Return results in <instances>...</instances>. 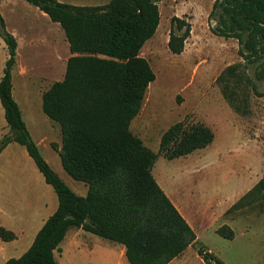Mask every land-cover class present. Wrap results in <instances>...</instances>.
Masks as SVG:
<instances>
[{
	"label": "trees",
	"instance_id": "16d2710c",
	"mask_svg": "<svg viewBox=\"0 0 264 264\" xmlns=\"http://www.w3.org/2000/svg\"><path fill=\"white\" fill-rule=\"evenodd\" d=\"M159 1L109 0L103 5H74L25 0L62 27L72 53L65 63L63 79L41 93V108L60 127L61 145L57 150L61 165L71 177L86 183L85 196L67 187L29 137L11 94L16 40L5 29L0 13V37L8 49L0 78V104L9 128L0 140V151L10 142L23 145L58 199L56 210L28 249L4 264H59L54 250L68 229L75 226L124 245L130 264H167L197 242L192 228L152 175L157 154L129 128L149 83L155 79L149 62L139 53L158 27ZM208 20L215 23L210 25L213 34L237 40L243 59H259L264 64V0H213ZM189 34L190 23L173 16L169 51L180 54ZM234 67L227 66L216 80L224 82L223 95L239 111L232 94L226 91ZM213 137L204 124L184 128L177 122L161 135L159 151L168 159L184 156L204 148ZM256 187L264 192V175ZM246 195L230 210L237 208ZM216 232L233 237L226 225ZM0 238L12 240L15 234L0 226ZM197 252L206 264H223L202 247Z\"/></svg>",
	"mask_w": 264,
	"mask_h": 264
},
{
	"label": "rangeland",
	"instance_id": "374dc122",
	"mask_svg": "<svg viewBox=\"0 0 264 264\" xmlns=\"http://www.w3.org/2000/svg\"><path fill=\"white\" fill-rule=\"evenodd\" d=\"M7 1L10 4L0 0V13L7 32L18 40V56L15 54L11 68V94L40 156L67 187L81 195L86 183L63 169L57 150L61 145L60 127L41 108L40 93L59 79L64 66V31L25 0ZM63 1L103 5L109 0ZM212 3H157L158 27L139 53L149 62L155 79L149 83L129 128L157 154L152 174L170 199L179 203L182 217L196 235L197 242L172 264H206L197 252L199 247L223 264H264V192L256 187L264 175V64L259 59H243L235 38L210 31V25H215L208 20ZM173 16L190 23V34L180 54L171 53L167 47ZM7 57V46L0 37V78ZM230 65L235 66L234 77L226 91L232 94L239 111L223 95L224 82L216 80ZM177 122L184 128L206 125L214 134L212 142L184 156L166 158L159 151L160 138ZM5 123L0 104V132ZM7 134H0V140ZM13 146L26 154L23 145ZM245 194L239 206L230 210ZM222 225L233 231L232 238L216 232ZM121 264L130 263L123 259Z\"/></svg>",
	"mask_w": 264,
	"mask_h": 264
},
{
	"label": "crops",
	"instance_id": "0c3cea01",
	"mask_svg": "<svg viewBox=\"0 0 264 264\" xmlns=\"http://www.w3.org/2000/svg\"><path fill=\"white\" fill-rule=\"evenodd\" d=\"M57 1L64 3L63 0ZM3 3L10 4L7 0H3ZM63 45L66 47L63 57L64 66L63 68L61 66L59 79L51 83L63 79L65 63L72 55L65 35ZM61 46L60 44V48ZM60 57L57 59L60 60ZM7 129L8 126L3 124L0 134L8 132ZM15 143L17 142L8 143L0 151V226L15 234L12 240L0 238V264H4L13 256L14 258L21 256L28 249L38 230L58 205L56 193L51 185L45 182L27 151L25 154L18 146H13ZM158 185L160 186L159 183ZM87 187L84 186L85 189L80 196L86 195ZM162 190L170 199L167 191L164 188ZM170 200L180 213L179 203ZM57 248L54 250V256L59 264H81L82 260L85 264H121L123 259H126L124 245L76 226L68 229ZM183 253L184 250L167 264H172Z\"/></svg>",
	"mask_w": 264,
	"mask_h": 264
}]
</instances>
